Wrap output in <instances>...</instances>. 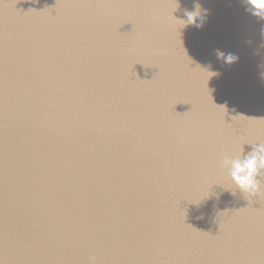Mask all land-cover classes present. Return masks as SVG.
<instances>
[{
  "label": "water",
  "instance_id": "obj_1",
  "mask_svg": "<svg viewBox=\"0 0 264 264\" xmlns=\"http://www.w3.org/2000/svg\"><path fill=\"white\" fill-rule=\"evenodd\" d=\"M262 30L243 0H0V264H264V189L220 167L264 143Z\"/></svg>",
  "mask_w": 264,
  "mask_h": 264
},
{
  "label": "clouds",
  "instance_id": "obj_2",
  "mask_svg": "<svg viewBox=\"0 0 264 264\" xmlns=\"http://www.w3.org/2000/svg\"><path fill=\"white\" fill-rule=\"evenodd\" d=\"M243 2L248 13L260 20H264V0H243ZM207 11V9H202L197 4L195 11L185 12L187 19L173 17L179 23L180 28L188 25L203 27L207 19ZM262 34H264V30H262ZM216 55L228 65L237 63L240 59L234 53H225L220 50H217ZM207 73L209 77L217 75L215 72ZM250 145L252 150L248 153L243 151L235 156L225 155L220 161V167L227 171L231 181L243 193L247 196H256L264 189V143Z\"/></svg>",
  "mask_w": 264,
  "mask_h": 264
}]
</instances>
